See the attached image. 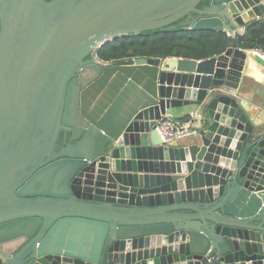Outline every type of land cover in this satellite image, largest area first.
I'll list each match as a JSON object with an SVG mask.
<instances>
[{
    "label": "water",
    "instance_id": "obj_1",
    "mask_svg": "<svg viewBox=\"0 0 264 264\" xmlns=\"http://www.w3.org/2000/svg\"><path fill=\"white\" fill-rule=\"evenodd\" d=\"M262 18L264 0H0V263L264 264V108L245 83L264 60L237 47ZM177 26L231 47L98 57ZM182 108L198 135L165 143Z\"/></svg>",
    "mask_w": 264,
    "mask_h": 264
},
{
    "label": "trees",
    "instance_id": "obj_2",
    "mask_svg": "<svg viewBox=\"0 0 264 264\" xmlns=\"http://www.w3.org/2000/svg\"><path fill=\"white\" fill-rule=\"evenodd\" d=\"M245 33L247 36L237 39L238 48L264 51V18L249 24ZM230 47L231 37L225 32L194 31L177 26L118 38L104 45L98 57L105 62L131 58L204 61L223 55ZM189 121L190 117L183 118L181 124Z\"/></svg>",
    "mask_w": 264,
    "mask_h": 264
},
{
    "label": "crops",
    "instance_id": "obj_3",
    "mask_svg": "<svg viewBox=\"0 0 264 264\" xmlns=\"http://www.w3.org/2000/svg\"><path fill=\"white\" fill-rule=\"evenodd\" d=\"M242 33H245L246 28H244L242 30ZM247 52V54L249 56H252V49H248V50H244ZM250 62V61H249ZM252 65H250V74L253 78H249L245 80L246 85L251 89L248 94L247 97L249 98V100H251L257 107L260 108V110H263L264 108V67L259 65L258 63H256L255 61H252L251 63ZM255 91H258L259 95H256L254 93ZM255 100H254V99ZM194 112H197L196 110H191L188 108H182L179 110H173V112L171 114H169L168 116L171 117L172 119H174L176 122H179L181 124V119L186 118L187 116L190 117V115ZM190 121H194L196 123V125L198 124V121L192 117H190ZM188 123V122H186ZM184 123V124H186ZM193 123V122H192ZM192 142V137L191 138H186V139H182L179 141L174 142V144H178V145H182V144H187V143H191Z\"/></svg>",
    "mask_w": 264,
    "mask_h": 264
},
{
    "label": "built area",
    "instance_id": "obj_4",
    "mask_svg": "<svg viewBox=\"0 0 264 264\" xmlns=\"http://www.w3.org/2000/svg\"><path fill=\"white\" fill-rule=\"evenodd\" d=\"M251 53L253 56L261 57L264 60V51L256 49L252 50ZM156 129L165 143L191 138L198 135L199 132L198 125H196L194 121H189L186 124H180L171 117H167L162 120Z\"/></svg>",
    "mask_w": 264,
    "mask_h": 264
}]
</instances>
